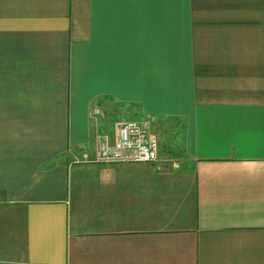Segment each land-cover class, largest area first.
I'll list each match as a JSON object with an SVG mask.
<instances>
[{
	"label": "crops",
	"instance_id": "obj_1",
	"mask_svg": "<svg viewBox=\"0 0 264 264\" xmlns=\"http://www.w3.org/2000/svg\"><path fill=\"white\" fill-rule=\"evenodd\" d=\"M118 109L177 160L83 161ZM0 264H264V0H0Z\"/></svg>",
	"mask_w": 264,
	"mask_h": 264
},
{
	"label": "built area",
	"instance_id": "obj_2",
	"mask_svg": "<svg viewBox=\"0 0 264 264\" xmlns=\"http://www.w3.org/2000/svg\"><path fill=\"white\" fill-rule=\"evenodd\" d=\"M81 158L94 162L151 163L157 159V141L145 120L122 118L115 123L112 135H101L93 152H83Z\"/></svg>",
	"mask_w": 264,
	"mask_h": 264
},
{
	"label": "rangeland",
	"instance_id": "obj_3",
	"mask_svg": "<svg viewBox=\"0 0 264 264\" xmlns=\"http://www.w3.org/2000/svg\"><path fill=\"white\" fill-rule=\"evenodd\" d=\"M104 117V119H100L97 122L98 129L94 137L95 142L101 135H112L114 125L118 120L122 118L138 119V117L120 111V109L110 111ZM148 129L150 134L158 142L157 158L162 157L168 161L171 160L169 163L172 165L177 160L178 155L181 154V148L177 134L171 130V123L169 121L159 120L157 123L150 125Z\"/></svg>",
	"mask_w": 264,
	"mask_h": 264
}]
</instances>
